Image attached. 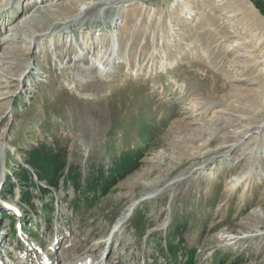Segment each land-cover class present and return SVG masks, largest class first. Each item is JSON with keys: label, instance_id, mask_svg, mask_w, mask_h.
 Masks as SVG:
<instances>
[{"label": "rangeland", "instance_id": "1", "mask_svg": "<svg viewBox=\"0 0 264 264\" xmlns=\"http://www.w3.org/2000/svg\"><path fill=\"white\" fill-rule=\"evenodd\" d=\"M81 1L0 0V264L76 249L81 264H264V0H130L71 21ZM17 26L25 43L8 41ZM43 148L67 162L58 188L26 164Z\"/></svg>", "mask_w": 264, "mask_h": 264}, {"label": "bare ground", "instance_id": "2", "mask_svg": "<svg viewBox=\"0 0 264 264\" xmlns=\"http://www.w3.org/2000/svg\"><path fill=\"white\" fill-rule=\"evenodd\" d=\"M126 1H130V0H89V2H87V0H83V1H81V3H79V4H75V5H77L78 7V10H77V12H76V14L73 16V17H71V21H73V20H79V19H83L86 15H87V13L88 12H90L91 10H93V9H96V8H100V10L101 9H103V8H106V6H113L114 7V5H117V4H119V3H121V2H126ZM216 1H218V2H220L221 3V1H224V0H216ZM227 1H232V2H238V3H240L239 4V6H241V11H243L244 13L246 12L247 14H252L253 13V11L251 10V8H252V5L251 4H245V5H243L242 6V0H227ZM226 1V2H227ZM1 2H6V0H1ZM217 2V3H218ZM229 3V2H228ZM43 4L44 3H40V6L41 7H43ZM216 4V3H215ZM230 4V3H229ZM233 4V3H232ZM235 4V3H234ZM244 4V3H243ZM1 6H0V21H1V18H2V15L4 14V12H5V10H4V8H5V5L2 3V4H0ZM46 5H47V3H46ZM49 5V4H48ZM219 5H221V4H219L218 3V6ZM50 6H53V4H51L50 3ZM188 4H186V8H187V10L189 11V13L188 14H192V10L189 8L188 9ZM233 6V5H232ZM40 7V8H41ZM220 7V6H219ZM239 8V7H238ZM234 9V8H233ZM235 9H236V7H235ZM228 10H230V9H228ZM240 10V9H239ZM49 12V11H48ZM235 12H236V10H235ZM46 13V12H45ZM49 14V13H48ZM50 15V14H49ZM236 15V14H235ZM29 17V16H28ZM3 19V18H2ZM26 19V17H24V20ZM22 20V19H21ZM115 22V21H114ZM1 23V22H0ZM20 23H21V21H18V25L20 26ZM59 24H63V23H55V24H53L52 26V28L51 27H48V30H50L49 28H51V31H54V29H57L58 27H60V26H58ZM17 28H19L18 26L17 27H14L13 28V32L14 33H12V34H7V36L9 35V37H10V39H8V41H11L12 43H20V41L21 42H23V43H25L24 41L26 40V37H23V36H21L20 35V31H17ZM263 29H264V27H263ZM55 32H56V30H55ZM29 36L31 37V42H35L36 43V40L38 39L39 40V35H34L33 33H30V31H29ZM109 33L107 32L106 33V36H105V38L106 39H104L103 41H102V39H101V41H99V43L100 44H102V54H101V57H99V58H101L100 60H101V62H104L105 61V63H107V65H108V61H109V58L110 57H112V55L113 54H116L117 52L115 51V47H114V45H115V41L116 40H118V38H117V35L115 34H113V35H108ZM45 35H46V33H45ZM41 36H44V34H41ZM93 37H92V43H95L94 41H97L98 42V40H97V36L98 37H100L101 36V34H98V35H92ZM96 36V39L94 38ZM233 36V35H232ZM101 38V37H100ZM6 39V38H5ZM107 39H109V47H107V49H105V47H104V43L106 42V40ZM254 39V38H253ZM28 40V39H27ZM105 41V42H104ZM87 42L88 41H86V47H88V46H90V48H91V46H92V43L90 42H88V44H87ZM102 42H104V43H102ZM260 43H262V39H260V41H259ZM264 43V42H263ZM104 44V45H103ZM246 44V43H245ZM11 45V44H10ZM113 46V47H112ZM13 49V48H12ZM110 51V52H109ZM118 51V50H117ZM229 51H232L231 50V48H230V50ZM19 52V51H18ZM114 52V53H113ZM227 53H228V51H227ZM262 54V57L264 56V49L262 50V52H261ZM113 57H114V55H113ZM106 58V59H105ZM263 59H264V57H263ZM3 61V60H2ZM259 63V62H258ZM257 64V63H256ZM263 66H264V60H263ZM259 69V68H258ZM263 70V69H262ZM264 72V71H263ZM22 76V75H21ZM196 106V105H195ZM231 118V117H230ZM232 119V118H231ZM252 124V123H251ZM160 182H162L161 180L158 182H155L153 185H154V187H155V185H157V184H159ZM152 187V186H151ZM1 190V189H0ZM135 209V208H134ZM263 221V220H262ZM123 222H125V220L123 221ZM261 222V221H260ZM261 223H263L264 224V221L263 222H261ZM79 251H80V249H79ZM76 252H77V249L76 250H72V251H69L68 252V254H69V256H70V261H67V260H65V261H67L66 263H63V264H81L80 263V261H79V259H78V257L76 256ZM23 260V259H22Z\"/></svg>", "mask_w": 264, "mask_h": 264}, {"label": "trees", "instance_id": "3", "mask_svg": "<svg viewBox=\"0 0 264 264\" xmlns=\"http://www.w3.org/2000/svg\"><path fill=\"white\" fill-rule=\"evenodd\" d=\"M50 149H46L43 148V154L44 155H35L33 156V153H31V155L33 157H31V159L29 161L26 162L27 166H29L33 172L35 173L37 179L40 182H46V184L49 187H55L58 188L60 186V181L62 179H60V175L62 174L63 171H65V169L67 168V162L66 161H60L59 159H57L53 154L54 152L52 150L51 153L48 152ZM126 162H121L120 164H116V165H120L118 166L117 170H119L120 172H127L129 171L131 166V162L132 160H127L125 159ZM128 163V164H125ZM19 171L21 173H17L18 177L20 179L21 183H26V189H28L29 187H36L38 188L42 194H46L49 192L48 188H44L42 186H39L37 183H34L31 181V185H29V180L28 178L31 177L30 171H28L27 168L20 166L19 167ZM69 172V170H68ZM67 174V173H66ZM9 180V179H8ZM66 181V179H65ZM64 181V182H65ZM25 188H23L22 192V197L24 198V201L26 202V204H32L31 200H32V196L33 194L27 195V193L24 190ZM107 191V188L102 190L103 193H105ZM33 206V204H32ZM50 209H53V207H51ZM44 210L48 211V207L47 205L45 206Z\"/></svg>", "mask_w": 264, "mask_h": 264}]
</instances>
